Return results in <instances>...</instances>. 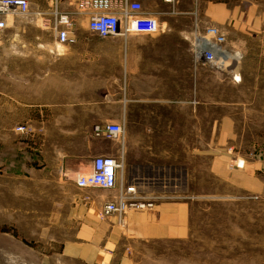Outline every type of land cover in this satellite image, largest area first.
<instances>
[{
	"label": "rangeland",
	"instance_id": "374dc122",
	"mask_svg": "<svg viewBox=\"0 0 264 264\" xmlns=\"http://www.w3.org/2000/svg\"><path fill=\"white\" fill-rule=\"evenodd\" d=\"M28 1L29 12L10 17L0 36V70L7 52L23 51L29 56L31 89L37 90L44 73L51 85L48 68L55 63L62 70L59 76L71 83L84 81L83 65L93 67L86 74L92 75L88 82L94 86L72 87L84 102L79 109H31L26 124L28 150L36 155L40 152V164L47 166L40 178L47 183H74L76 176L60 178L51 168L64 154L71 161L89 162L96 155L97 143L106 141L92 135L93 125L118 122L123 96L117 87L97 85L102 82L100 59L85 62V41L91 44L88 51L98 53L101 47L100 39L88 31L84 16L73 15L74 34L83 43L67 48L56 42L41 20L51 11L50 0ZM253 3L257 11L264 9V0H201V25L221 27L227 47L242 56L239 63H228L222 69L202 63L195 66L182 76L183 92L126 96V137L137 138L142 157L157 165L143 168L140 196L154 203L189 206L186 236L135 244V264H264L263 171L254 172L246 183L236 175L228 176L233 167L243 173L249 162L264 158V32L252 33L243 26L244 12ZM217 4H225V13L234 11L231 21L218 22L213 12ZM195 19L174 12L158 22L183 23L191 29ZM56 54L61 58L55 60ZM57 82L61 84L62 79ZM5 129L0 126V133ZM150 137L158 139L150 143ZM3 150L1 146L0 153ZM30 178V182L37 181V177ZM24 182L3 180L12 186ZM0 204H8L0 206V264H74L56 255L58 243L52 241L61 238L53 237L57 228L51 213L55 208L61 210L62 202Z\"/></svg>",
	"mask_w": 264,
	"mask_h": 264
},
{
	"label": "crops",
	"instance_id": "0c3cea01",
	"mask_svg": "<svg viewBox=\"0 0 264 264\" xmlns=\"http://www.w3.org/2000/svg\"><path fill=\"white\" fill-rule=\"evenodd\" d=\"M134 1L141 3L144 12L157 20L161 16L173 15L169 12L171 6L162 0ZM257 8L258 5L253 3L244 12L243 26L246 31L264 32V9L257 11ZM174 9L179 14L195 16L201 27V0H177ZM225 11V4L214 5L213 12L219 23L233 19L234 11ZM159 26L160 32L154 36L131 35L126 40L121 37H98L101 47L98 53L88 51L91 47L89 40L84 42L85 62L92 63L95 59H100L102 63V82L97 85L117 87V93L123 96L119 99V102L123 103V114L118 122L125 124L127 95L183 92V74L190 69H197L190 55L194 27L190 29L183 23L169 21H160ZM71 28L70 38L73 42L60 44L56 40L58 44L71 48L77 43H83L77 40L73 25ZM219 29L221 30V27ZM13 53L7 52L4 56L5 67L0 70V126L6 128L4 133H0V147H4L0 153V202H62L59 206L61 210L55 208L51 213L56 217L53 223L57 228L54 229L56 233L53 237L61 238H54L52 241L58 243L56 255L74 264H135L132 257L135 244L186 236L189 217L187 203L152 202L150 207L129 212L121 223L115 215L100 218L102 207L114 199L116 191L99 188L78 189L75 179L74 183H47L40 178L41 173L45 174L47 166L40 164V152L38 155L29 152V135L18 132L17 128L27 126L31 109H79L78 105L84 102L72 87L94 86L93 82H88V79L93 78L92 75L86 74L92 73L93 67L92 64H89L90 67L83 65L81 69L84 68L86 72L83 75L84 81L71 83L65 82L59 76L62 70L55 63L53 67L48 68L49 80L53 81L51 85L47 83V74L44 73V82L39 81L37 90H33L28 54L23 51ZM79 57H83L82 54H79ZM59 58V55H54L55 60ZM90 58L92 60H89ZM262 59L264 66V55ZM58 78L62 79L61 84L57 82ZM38 79L41 80L42 77ZM174 87L178 90L175 91ZM168 88L172 90L169 91ZM136 139L127 138L125 131L123 142L106 140L97 143L95 156L118 157L123 163L124 183L135 186L139 192L143 168L153 169L157 165L148 163L142 157V150ZM157 139L150 137V143ZM67 158L69 156L61 155L56 166L51 168L52 172L59 173L60 178L67 174L77 176L90 168L92 158L86 164ZM166 158L173 159V156L167 155ZM188 165L189 163L187 167ZM261 170L264 174V158L249 162L248 169L243 173L233 167V172L230 171L228 176L233 178L236 175L237 179L246 183L253 178L254 172ZM31 176L32 179L37 177V181L30 182ZM4 179H25L26 182L12 186L3 184ZM262 185L261 183V188Z\"/></svg>",
	"mask_w": 264,
	"mask_h": 264
},
{
	"label": "built area",
	"instance_id": "2783aa9c",
	"mask_svg": "<svg viewBox=\"0 0 264 264\" xmlns=\"http://www.w3.org/2000/svg\"><path fill=\"white\" fill-rule=\"evenodd\" d=\"M175 12L177 0H162ZM51 11L43 14L41 20L53 33L60 44L73 42V15H83L88 31L99 38L121 37L126 40L131 35L154 36L160 32L156 17L147 15L138 1L134 0H50ZM72 7L73 12L64 9ZM28 0H0V36L8 28L9 17L29 12ZM190 43L192 61L195 66L202 64L213 68L229 67L228 63H239V52L227 47L225 34L214 25L198 24L195 19ZM20 133H28V126L17 128ZM126 127L124 122L96 124L92 135L96 139L123 142ZM243 164V163H242ZM239 167V166H238ZM123 163L118 157L97 155L92 158L90 168L78 174L75 186L78 189L99 188L116 191L113 200L102 207L100 218L115 215L123 222L128 212L150 207L152 202L140 196L135 186L124 183Z\"/></svg>",
	"mask_w": 264,
	"mask_h": 264
},
{
	"label": "bare ground",
	"instance_id": "6f19581e",
	"mask_svg": "<svg viewBox=\"0 0 264 264\" xmlns=\"http://www.w3.org/2000/svg\"><path fill=\"white\" fill-rule=\"evenodd\" d=\"M10 17H11V16H10ZM10 17H9V18H10ZM237 78H238V77H237Z\"/></svg>",
	"mask_w": 264,
	"mask_h": 264
}]
</instances>
